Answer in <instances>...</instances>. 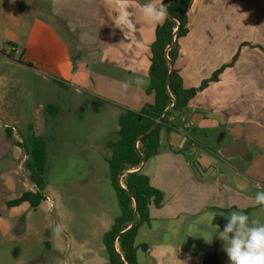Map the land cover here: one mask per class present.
Listing matches in <instances>:
<instances>
[{
    "label": "crops",
    "instance_id": "0c3cea01",
    "mask_svg": "<svg viewBox=\"0 0 264 264\" xmlns=\"http://www.w3.org/2000/svg\"><path fill=\"white\" fill-rule=\"evenodd\" d=\"M40 1H48L45 6L48 9L43 10L62 23L55 26L40 19L32 20L17 9L21 0L0 4V23L5 27L0 36H5L6 44L12 47L11 54L5 52L0 56V124L20 123L27 113L26 93H41L43 84L50 90L46 83L52 82L49 77L71 78L76 65L63 39L65 35L74 36L78 51H99L114 76L126 77L111 81L101 91L104 98L120 109L121 115L126 110L140 112L155 103V95L147 90L151 47L161 25L144 19L140 6L145 0ZM28 3L34 4V0ZM29 4H24V13L33 9ZM9 25L22 36L10 30ZM187 30L178 41L179 56L174 65L185 88L200 89L217 73L218 78L198 92L187 111L170 117L171 124L161 132L158 154L142 170L151 185L165 193L164 206L151 208V221L144 224L150 227L156 222L196 217L206 209L249 212L259 206L246 194L250 184L264 188V0H193ZM134 73L145 78L147 86L138 90L132 85L126 94L122 93V82ZM75 85L82 90L81 84ZM177 118L184 120L183 125L177 124ZM195 136L197 142L208 147L211 146L208 141H216L215 157L228 162L240 160L239 165L230 163L236 171V188L228 186L227 179L217 183L210 175L215 158L201 155L196 164L187 157V152L198 154L193 145ZM227 148H233L235 155L224 157L222 153ZM22 151L17 145L9 150L14 156ZM110 158L105 159L107 163ZM149 165L152 169L147 173ZM11 184L14 186L8 179V185ZM22 205L32 208L28 203ZM115 219L99 218L97 227L82 224L79 228L85 237L79 239L66 228L62 235L68 240L53 235L48 248L63 258V264H108L101 238L103 241ZM8 234L7 230L5 235ZM150 256L151 264H196L181 258L162 263L161 254Z\"/></svg>",
    "mask_w": 264,
    "mask_h": 264
},
{
    "label": "rangeland",
    "instance_id": "374dc122",
    "mask_svg": "<svg viewBox=\"0 0 264 264\" xmlns=\"http://www.w3.org/2000/svg\"><path fill=\"white\" fill-rule=\"evenodd\" d=\"M8 1L14 3V0ZM21 1L22 3L16 4L17 9L32 20L40 19L55 26L62 23L51 18L43 10L48 9L45 7L49 5L48 1L34 0V4L28 3L31 0ZM6 2L7 0H0V4ZM24 4L32 5L33 9H26L24 13ZM9 29L22 36L13 26L9 25ZM59 29L62 33L63 29L60 26ZM1 30H5V27L0 23ZM63 39L76 65L71 78L49 77L52 82L46 83L51 86L50 90L43 84L41 93L36 95L26 93L27 113L20 123L8 121L7 124H0V264H63V258L48 248V243L54 235L52 229L56 224L62 223L79 239L85 237L79 228L82 224H96L97 227L99 218L107 217L110 221L121 215L109 164L105 160L112 156L110 145L120 138L121 114L120 109L114 106L112 101L104 98L101 91L104 92L111 81L124 80L126 77L114 76V72L107 66L108 63L99 51L81 52L76 49L74 36L65 35ZM6 41L5 36L1 35L0 56L5 52L11 54L12 47L7 45ZM15 58L19 60L20 56L16 54ZM26 84H30V81ZM75 84H81L82 90H77ZM49 106L58 107V112L47 113L45 109ZM183 123V119L177 118L178 125L181 126ZM30 126H33L34 133L46 142L47 167L44 177L47 183L45 192L47 200L37 209H32L28 205L8 208L9 200L18 198L22 192L36 190L24 165L27 159L25 153L22 151L14 156L9 152L17 145L19 135H29ZM8 129L13 134L12 139L7 135ZM195 138L193 145L198 154L192 155L187 152L185 153L187 157L195 163L201 155L215 158L210 175L213 174V179L217 180V183L225 178L228 186L236 188V171L231 164L239 165L240 160L228 162L226 159L215 157L213 150L217 151L216 141H208L211 144L208 147L197 142V136ZM109 141L110 143L106 145ZM150 165L147 173L152 169ZM251 172L248 174L251 175ZM8 179L14 182V186L8 185ZM258 191H264V188L259 189L256 185L250 184L246 194L255 201ZM254 201L251 204H254ZM234 210L221 212L206 209L196 217H187L178 222H156L151 227L141 226L137 245H145L146 250L139 248V264H151L153 259L150 254L153 256V253L161 254L162 263L174 262L181 258L185 262L197 264L199 261L203 264L199 246L201 244L211 246L216 241H221L216 236L215 226L219 225L222 231L227 223L225 216ZM245 213L250 218L264 223V208L261 206ZM7 230L9 234L6 236ZM61 236L64 241L68 240L64 235ZM101 245L104 248L102 238ZM223 248L224 245L217 253L218 264H230ZM105 256L109 261L107 250Z\"/></svg>",
    "mask_w": 264,
    "mask_h": 264
},
{
    "label": "trees",
    "instance_id": "16d2710c",
    "mask_svg": "<svg viewBox=\"0 0 264 264\" xmlns=\"http://www.w3.org/2000/svg\"><path fill=\"white\" fill-rule=\"evenodd\" d=\"M192 1H164L168 6L169 19L158 28L156 40L151 47L150 85L147 90L148 94L155 95V103L146 105L140 112L124 111L120 118V138L110 145L112 156L108 164L121 215L115 219L112 228L103 238L109 255L108 264H138L139 247L136 240L139 229L151 221V208L161 209L165 203V193L153 187L150 178L139 171L143 159L148 162L158 154L161 132L171 124L170 117L187 111L198 92L218 78L217 73L210 81L204 82L200 89H187L174 68L179 56L178 41L188 32V10ZM169 47L171 49L167 52ZM169 76L171 80L168 84ZM45 110L55 114L59 108L49 106ZM158 121V126L151 130ZM28 132V136L19 135L21 142L17 146L27 156L24 165L36 190L26 191L19 198L7 202L8 208L28 203L33 209H37L47 200V183L44 177L47 167L46 142L34 133L33 126L28 127ZM7 135L10 139L13 138L9 129ZM128 171L131 173L123 178V185H120V175ZM135 201L138 206L137 224L129 229L134 219ZM142 248L146 250L145 245Z\"/></svg>",
    "mask_w": 264,
    "mask_h": 264
},
{
    "label": "clouds",
    "instance_id": "9594fccd",
    "mask_svg": "<svg viewBox=\"0 0 264 264\" xmlns=\"http://www.w3.org/2000/svg\"><path fill=\"white\" fill-rule=\"evenodd\" d=\"M140 7L144 19L150 23L162 25L169 19L168 6L163 0H145ZM147 83L145 78L134 73L122 82L121 91L126 94L132 85L142 90ZM254 199L256 205L264 208V191H258ZM225 219L227 223L222 231L219 225L215 228L216 236L224 242L223 250L230 264H264V223L250 218L243 210L231 211ZM65 230L62 223L56 224L52 229L56 236H60Z\"/></svg>",
    "mask_w": 264,
    "mask_h": 264
},
{
    "label": "water",
    "instance_id": "95a60500",
    "mask_svg": "<svg viewBox=\"0 0 264 264\" xmlns=\"http://www.w3.org/2000/svg\"><path fill=\"white\" fill-rule=\"evenodd\" d=\"M174 0H172L173 2ZM175 34H176V31H175ZM171 49V47H169L167 49V52ZM170 80H171V77L169 76L168 78V84L170 83ZM160 123V121H158L156 123V125L151 129V130H154L158 124ZM150 132V131H149ZM148 132V133H149ZM146 133V134H148ZM232 149L233 148H227L225 149V151H223V156L224 157H230V156H233L235 155L233 152H232ZM147 161L145 159H143V163L139 169V171H142L144 166L146 165ZM131 172H125L123 174L120 175L119 177V184L122 185V180L123 178L129 174ZM137 219H138V206H137V202L135 201V214H134V219H133V222H132V225L129 229H132L136 226L137 224ZM128 229V230H129ZM223 246L222 242L221 241H216L213 245L209 246V245H205V244H201L198 248L199 250V254L201 256V259H202V263L203 264H218V251L219 249ZM121 257V256H120ZM122 261H123V258L121 257Z\"/></svg>",
    "mask_w": 264,
    "mask_h": 264
},
{
    "label": "built area",
    "instance_id": "2783aa9c",
    "mask_svg": "<svg viewBox=\"0 0 264 264\" xmlns=\"http://www.w3.org/2000/svg\"><path fill=\"white\" fill-rule=\"evenodd\" d=\"M190 126H192V124Z\"/></svg>",
    "mask_w": 264,
    "mask_h": 264
}]
</instances>
